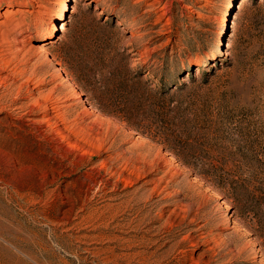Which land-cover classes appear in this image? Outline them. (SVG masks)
Segmentation results:
<instances>
[{"label": "rangeland", "instance_id": "374dc122", "mask_svg": "<svg viewBox=\"0 0 264 264\" xmlns=\"http://www.w3.org/2000/svg\"><path fill=\"white\" fill-rule=\"evenodd\" d=\"M0 264H264V0H0Z\"/></svg>", "mask_w": 264, "mask_h": 264}, {"label": "trees", "instance_id": "16d2710c", "mask_svg": "<svg viewBox=\"0 0 264 264\" xmlns=\"http://www.w3.org/2000/svg\"><path fill=\"white\" fill-rule=\"evenodd\" d=\"M185 66H174L173 68H171L170 65H168V70L165 72V76H164V81L168 82L169 85L166 87V91H164L165 94H170V92L174 89V88H178L179 86L177 85L178 81L182 78L183 74H185ZM173 70L170 71V70ZM183 86H180L179 89H182Z\"/></svg>", "mask_w": 264, "mask_h": 264}, {"label": "bare ground", "instance_id": "6f19581e", "mask_svg": "<svg viewBox=\"0 0 264 264\" xmlns=\"http://www.w3.org/2000/svg\"><path fill=\"white\" fill-rule=\"evenodd\" d=\"M246 1V0H245ZM243 3H245L244 1H243ZM60 19V18H59ZM61 19H62V17H61ZM56 30H57V27H56V25H51L50 26V28H49V35H48V38L46 39V40H44L45 42L44 43H46V42H48V43H46V45L47 44H49V43H53L52 41H49V40H52L53 38H54V36H55V33H56ZM123 31V30H122ZM46 50V49H45ZM41 51V50H40ZM72 91H74V90H72Z\"/></svg>", "mask_w": 264, "mask_h": 264}]
</instances>
